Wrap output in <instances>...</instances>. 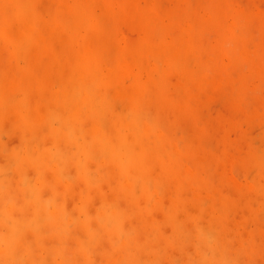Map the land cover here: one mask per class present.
Segmentation results:
<instances>
[{"label": "rangeland", "instance_id": "rangeland-1", "mask_svg": "<svg viewBox=\"0 0 264 264\" xmlns=\"http://www.w3.org/2000/svg\"><path fill=\"white\" fill-rule=\"evenodd\" d=\"M76 101L90 105L65 119L88 139L126 137L164 185L138 223L166 224L172 210L216 231L239 264H264V0H0L9 145L35 135L51 146L49 114ZM97 105L102 119L86 114ZM100 164L112 186L128 183L117 161Z\"/></svg>", "mask_w": 264, "mask_h": 264}, {"label": "clouds", "instance_id": "clouds-1", "mask_svg": "<svg viewBox=\"0 0 264 264\" xmlns=\"http://www.w3.org/2000/svg\"><path fill=\"white\" fill-rule=\"evenodd\" d=\"M47 123L57 137L48 147L35 135L9 145L13 136L0 133V264H239L216 232L189 228L172 210L166 224L137 222L152 216L164 185L141 170L126 137L88 139L56 111ZM104 160L128 183L112 186Z\"/></svg>", "mask_w": 264, "mask_h": 264}, {"label": "bare ground", "instance_id": "bare-ground-1", "mask_svg": "<svg viewBox=\"0 0 264 264\" xmlns=\"http://www.w3.org/2000/svg\"><path fill=\"white\" fill-rule=\"evenodd\" d=\"M29 36H27V37H24V38H28ZM23 38V39H24ZM32 40V36H30L28 39H25V42L26 43H28L29 41H31ZM24 42V43H25ZM22 43V42H21ZM23 43V44H24ZM134 97H136V96H134ZM77 103H75L74 105H70V103H67V102H63L64 103V105H63V117H65L66 116V114L68 115L69 113V108L70 109H72L73 110V113L74 112H76V114L74 115V119L76 120V122L77 123H79V121H80V115H79V113H80V111H82V109H83V106H87L88 105V107H89V105L90 104H85V103H83L82 101H76ZM100 105V104H99ZM99 105H97L96 107H94V109H92V108H88L86 111H88V112H86V114L88 115L89 113L90 114H92V115H94V116H97L98 117V115L96 114V113H98V112H101V111H99V109L100 108H98V106ZM104 107V106H103ZM102 107V108H103ZM97 108H98V110H97ZM126 119H129V121H133V119H132V115L130 114V116H128ZM98 128V127H97ZM96 128V129H97ZM99 137H102V135H99ZM142 158V161H144V158L143 157H140V159ZM199 223V222H198ZM216 232V231H215ZM221 239H222V237H221ZM114 259H116V258H114ZM111 262H112V260H111Z\"/></svg>", "mask_w": 264, "mask_h": 264}]
</instances>
